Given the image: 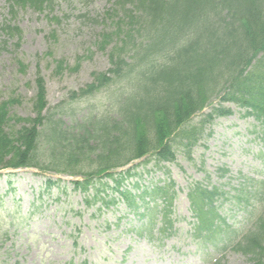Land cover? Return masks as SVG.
<instances>
[{"label":"trees","instance_id":"16d2710c","mask_svg":"<svg viewBox=\"0 0 264 264\" xmlns=\"http://www.w3.org/2000/svg\"><path fill=\"white\" fill-rule=\"evenodd\" d=\"M47 2L10 0L11 16L21 5L42 10ZM111 10L129 25L124 40L110 51L109 69L94 72L93 81L70 97L91 96L132 78L135 83H130L127 94L115 103L116 116L90 117L75 133L46 113L45 79L38 75L35 117H12L10 105L15 101L0 103V170L35 166L82 174L84 178L72 182L84 192L99 181L113 195L101 198L107 206L122 201L143 220L138 227L140 235L162 239L174 229V183L143 186L134 181L127 185L130 179L142 176L138 165L125 171L116 169L150 153L157 164L174 162V138L191 147L204 136L207 125L232 115L234 107L242 110L243 116L253 117L264 136V0H114ZM141 20L146 26L145 40L139 38L136 28ZM2 28L9 37L20 34V28L8 18ZM130 42L132 47H128ZM126 49L129 52L124 54ZM129 57L145 60L134 78ZM206 108L209 111L205 113ZM198 114L201 119L194 122ZM12 120L27 125L14 132L8 129ZM258 156L264 163V152ZM87 162L94 166L83 171ZM218 170L221 176L229 172L227 167ZM105 178L113 184L103 181ZM244 178L232 195L231 190L211 182L196 181L188 186L194 216L191 237L199 246L217 252L230 248L254 264H264V178ZM47 183L58 184L52 179ZM225 200L234 209L237 204L245 208L246 215L254 218L253 226L244 229L229 222V214L221 212ZM258 207L260 212L255 215Z\"/></svg>","mask_w":264,"mask_h":264},{"label":"rangeland","instance_id":"374dc122","mask_svg":"<svg viewBox=\"0 0 264 264\" xmlns=\"http://www.w3.org/2000/svg\"><path fill=\"white\" fill-rule=\"evenodd\" d=\"M9 1L0 0V103L15 101L10 105V115L24 119L36 116L33 102L40 75L47 89L46 113H51L53 121L59 119L76 133L90 117L104 113L115 117V103L127 94L130 83H135L132 78L91 96L70 97L93 81L94 72L109 69L110 51L124 40L129 25L111 10L114 0H49L42 10L21 5L14 16ZM7 18L20 28L18 37H9L2 30ZM136 28L139 38L145 40L144 22L141 20ZM130 44L128 47L133 46ZM129 59L134 63V78L145 60ZM243 113L234 107L232 115L207 125L204 136L191 147L174 138L177 159L172 163L157 165L151 153L117 169L138 165L142 176L129 182L138 181L143 186L175 182V233L161 243L138 234L142 221L122 201L107 206L101 198L113 195L99 181L84 192L72 182L84 178L82 174L35 166L0 170V264H254L231 249L223 255L214 250L207 253L189 236L193 216L188 185L211 182L231 190L232 195L244 181L243 175L264 176V165L257 155L264 151L262 131L253 117ZM200 119L198 114L194 122ZM23 125L27 123L12 120L8 129L15 132ZM47 134L48 130L44 131L45 140ZM219 167H227V175L221 176ZM48 179L60 182L49 187ZM103 181L112 184L109 178ZM231 204L225 200L221 212L239 224L245 222L243 228L251 227L254 218L246 215L245 208L237 204L234 209ZM260 209L256 208L255 215Z\"/></svg>","mask_w":264,"mask_h":264}]
</instances>
